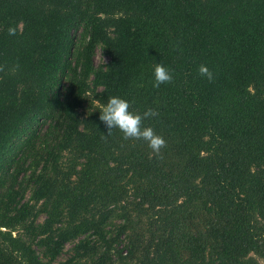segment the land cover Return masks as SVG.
I'll return each instance as SVG.
<instances>
[{"label":"trees","instance_id":"1","mask_svg":"<svg viewBox=\"0 0 264 264\" xmlns=\"http://www.w3.org/2000/svg\"><path fill=\"white\" fill-rule=\"evenodd\" d=\"M113 96L173 145L108 135ZM260 260L264 0H0V264Z\"/></svg>","mask_w":264,"mask_h":264},{"label":"clouds","instance_id":"2","mask_svg":"<svg viewBox=\"0 0 264 264\" xmlns=\"http://www.w3.org/2000/svg\"><path fill=\"white\" fill-rule=\"evenodd\" d=\"M9 35H16L17 29L9 27ZM201 76L206 77L210 82L214 80L212 71L205 65L199 67ZM172 73L162 64L157 63L154 69L153 87H160L161 84L171 83ZM130 104L127 100L120 97H110L107 104L100 110V121L104 123L111 135L113 129H119L123 133L125 140L135 139L144 140L156 154H160L161 149L166 146V141L157 135L151 127H142L145 119H150L158 115L154 109L146 110L143 115L134 114L129 111Z\"/></svg>","mask_w":264,"mask_h":264},{"label":"rangeland","instance_id":"3","mask_svg":"<svg viewBox=\"0 0 264 264\" xmlns=\"http://www.w3.org/2000/svg\"><path fill=\"white\" fill-rule=\"evenodd\" d=\"M107 60H108V56H106L103 53L102 49L100 47H98L96 49L95 55H94V63H95V65L103 63V62H106ZM163 139L166 141V146L164 148L170 146L169 144L173 145L172 142H171V141H174L173 138H170L171 141L168 138H164L163 137ZM164 148H162V150ZM197 208H198V205H195L193 207L194 212H196ZM118 214H119V212L114 213L113 215H111V217L109 218V222H111V224H108L109 227L114 229L117 226V224L121 223V218L118 217ZM196 215H197V217H200V210L197 212ZM119 242L121 244H124L126 242L125 235H121V239L119 240ZM71 247H72V244L68 243L66 245L65 249L63 250V252L57 257L58 258L57 260H64V259L68 258L72 254V251H70ZM260 264H264V260H260Z\"/></svg>","mask_w":264,"mask_h":264}]
</instances>
